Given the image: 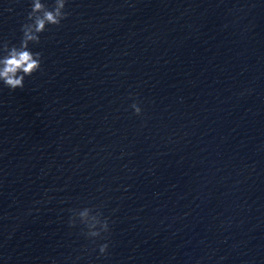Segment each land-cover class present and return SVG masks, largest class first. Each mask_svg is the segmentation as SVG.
<instances>
[{
	"label": "water",
	"instance_id": "95a60500",
	"mask_svg": "<svg viewBox=\"0 0 264 264\" xmlns=\"http://www.w3.org/2000/svg\"><path fill=\"white\" fill-rule=\"evenodd\" d=\"M28 4L0 0V40ZM66 10L41 71L0 87V202L67 264H264V0ZM85 204L106 255L68 224Z\"/></svg>",
	"mask_w": 264,
	"mask_h": 264
},
{
	"label": "clouds",
	"instance_id": "9594fccd",
	"mask_svg": "<svg viewBox=\"0 0 264 264\" xmlns=\"http://www.w3.org/2000/svg\"><path fill=\"white\" fill-rule=\"evenodd\" d=\"M68 4L69 0H29L30 10L25 22L20 25L18 43L0 40V87L22 89L26 78L41 71L43 55L41 51L34 50V46L41 42V34L49 26L61 25L70 14L66 10ZM130 107L135 115H142L143 108L139 101L133 100ZM69 212V226H82V234L98 247V255H106L110 247L107 234L111 231V220L102 211V205L85 204L69 209Z\"/></svg>",
	"mask_w": 264,
	"mask_h": 264
}]
</instances>
